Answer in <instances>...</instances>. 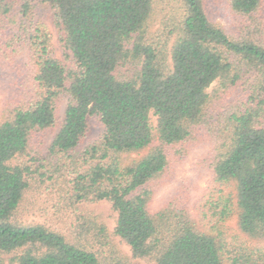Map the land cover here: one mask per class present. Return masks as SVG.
Wrapping results in <instances>:
<instances>
[{"label":"trees","instance_id":"16d2710c","mask_svg":"<svg viewBox=\"0 0 264 264\" xmlns=\"http://www.w3.org/2000/svg\"><path fill=\"white\" fill-rule=\"evenodd\" d=\"M32 1L52 9L72 65L53 56L49 32L36 22L24 42L32 94L0 121V255L11 256L8 262L0 256V264H126L104 257L92 236L73 241L17 217L32 171L25 160L31 136L55 124L63 94V123L48 150L69 155L62 168L71 167L72 203H110L113 235L133 257L154 264H264V41L230 37L211 21L207 0H177L164 14L165 43L172 38L165 52L149 39L156 0H26L11 16L14 3L0 0V19L29 18ZM263 1L229 3L235 13L251 16ZM246 72L247 102L227 116L219 143L204 154L212 177L199 199L202 227L182 207L156 210L151 183L168 166L165 146L185 142L204 122L213 82L227 89ZM92 117L103 125L102 135L80 149ZM232 217L238 230L228 234ZM98 235H106L103 227Z\"/></svg>","mask_w":264,"mask_h":264},{"label":"rangeland","instance_id":"374dc122","mask_svg":"<svg viewBox=\"0 0 264 264\" xmlns=\"http://www.w3.org/2000/svg\"><path fill=\"white\" fill-rule=\"evenodd\" d=\"M14 5L11 15L17 14L20 4L26 0H11ZM156 13L150 25L149 39L158 47L169 50L172 38L165 43L167 27L164 14L169 15L177 6V0H156ZM230 0H207L208 14L213 23L222 27L232 38H248L264 41V1L260 9L245 16L235 13L230 7ZM29 18L4 17L0 19V121L11 116L12 109L31 92L32 66L29 52L24 42L29 36L32 26L37 22L44 24L50 35L53 56L67 66L72 65L63 55L58 40V31L54 23L52 9L44 3L32 1ZM30 26V28H28ZM28 28V29H27ZM13 38L15 42H13ZM17 47V48H16ZM16 48V50H14ZM249 74H243L237 85L218 90V81L208 87L212 95L209 113L203 123L195 128V132L185 142L165 146L168 155V166L162 175L151 184L154 187L152 202L156 210L166 206L186 209L195 222L201 221L200 197L208 191L211 172L207 165L209 147L223 135V127L227 116L247 102L249 86L246 80ZM68 96L63 94L56 104L55 124L44 130L35 132L30 141V157L25 160L31 165L28 177L29 186L23 195L17 213L18 219L25 223H42L75 241L77 237L89 239L93 237L95 249L108 259L118 257L126 264H154L149 259L133 257L129 246L113 235L116 213L106 200L81 201L72 203L69 192L71 167L64 170L63 164H69V155L50 154L48 146L64 119ZM153 124L155 117L151 118ZM103 125L97 117L89 121V129L80 143V149L96 142L103 132ZM156 144V143H155ZM153 143V145H155ZM147 148L131 157L138 158ZM207 154V155H208ZM206 157V158H205ZM61 168V169H60ZM167 205V206H168ZM208 225V219L205 220ZM198 225L202 227L199 223ZM103 227L105 236L95 233ZM225 227L228 234L237 233L236 218H230ZM243 234L239 239L243 240ZM9 261L10 254L0 255Z\"/></svg>","mask_w":264,"mask_h":264}]
</instances>
